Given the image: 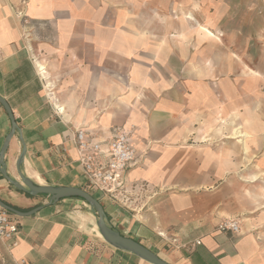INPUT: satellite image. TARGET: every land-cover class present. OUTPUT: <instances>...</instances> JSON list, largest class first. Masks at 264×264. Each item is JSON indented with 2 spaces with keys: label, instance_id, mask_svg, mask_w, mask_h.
I'll list each match as a JSON object with an SVG mask.
<instances>
[{
  "label": "crops",
  "instance_id": "0c3cea01",
  "mask_svg": "<svg viewBox=\"0 0 264 264\" xmlns=\"http://www.w3.org/2000/svg\"><path fill=\"white\" fill-rule=\"evenodd\" d=\"M0 53L11 179L24 147L25 177L99 192L106 223L170 264H264V0H0ZM10 129L0 103V150ZM78 129L102 144L130 130L121 200L88 187ZM0 200L38 207L9 211L0 264H153L99 235L82 199L0 173Z\"/></svg>",
  "mask_w": 264,
  "mask_h": 264
},
{
  "label": "built area",
  "instance_id": "2783aa9c",
  "mask_svg": "<svg viewBox=\"0 0 264 264\" xmlns=\"http://www.w3.org/2000/svg\"><path fill=\"white\" fill-rule=\"evenodd\" d=\"M129 134V129L120 131L102 144L101 141L89 140L83 129L76 131L78 160L90 190H101L114 200H121L117 194L124 188L127 171L136 161V151ZM217 230L237 233L239 226L234 219H224L217 225ZM18 232L19 224L10 212L0 205V241L8 247L15 246ZM18 264L28 263L22 258Z\"/></svg>",
  "mask_w": 264,
  "mask_h": 264
},
{
  "label": "water",
  "instance_id": "95a60500",
  "mask_svg": "<svg viewBox=\"0 0 264 264\" xmlns=\"http://www.w3.org/2000/svg\"><path fill=\"white\" fill-rule=\"evenodd\" d=\"M0 103L6 110L10 122H11V129L8 135L5 138V141L3 143V146L0 150V173L4 177V179L13 185L15 188L28 192L32 195L36 194H47L50 197V202H56L61 198L65 197H80L82 198L88 206L93 210L94 215L97 218V226L98 229L103 236V238L112 246H115L117 248H121L124 250L131 251L135 253L136 255L140 256L141 258L145 259L146 261H149L153 264H170L167 261L161 259L159 256H157L154 252H152L150 249L145 247L144 245L138 243L132 238L126 237L122 234H120L118 231L112 229L107 223H106V217L105 212L102 204L98 201L97 198H95L92 194H90L88 191L79 188V187H73V186H49V185H36L34 184L29 178L25 177L23 173L20 170V164L22 162V159L25 154V148L23 147L20 155L18 156L16 160V170L18 173V176L20 178V181L11 179L10 176L6 173V165L4 161V155L8 148L10 139L12 138L14 132L18 128L14 119V116L12 114V111L8 105V103L0 96ZM0 205L7 209L8 211L19 215V216H28L32 213L36 212L38 210V207H35L29 211H20L9 204L3 202L0 200Z\"/></svg>",
  "mask_w": 264,
  "mask_h": 264
},
{
  "label": "rangeland",
  "instance_id": "374dc122",
  "mask_svg": "<svg viewBox=\"0 0 264 264\" xmlns=\"http://www.w3.org/2000/svg\"><path fill=\"white\" fill-rule=\"evenodd\" d=\"M246 55H247V57H248L249 59H251L252 57H254V56H253V53H250V52L246 53ZM256 70H258L260 73H261V71H262L261 74L264 75V68H259V69H256ZM96 193H99V192L93 191L92 194L95 195Z\"/></svg>",
  "mask_w": 264,
  "mask_h": 264
},
{
  "label": "bare ground",
  "instance_id": "6f19581e",
  "mask_svg": "<svg viewBox=\"0 0 264 264\" xmlns=\"http://www.w3.org/2000/svg\"><path fill=\"white\" fill-rule=\"evenodd\" d=\"M205 28V27H204ZM207 31V30H206ZM39 65V70L41 71V72H44V66L42 65V64H38ZM46 72V71H45ZM46 79V78H45ZM48 85H51V83L49 82L48 83ZM61 110V109H60ZM238 133H240L239 131H238ZM244 133V132H243ZM243 133H240L241 135H245V134H243ZM99 235H101V233L100 232H97Z\"/></svg>",
  "mask_w": 264,
  "mask_h": 264
},
{
  "label": "trees",
  "instance_id": "16d2710c",
  "mask_svg": "<svg viewBox=\"0 0 264 264\" xmlns=\"http://www.w3.org/2000/svg\"><path fill=\"white\" fill-rule=\"evenodd\" d=\"M77 198H79V199H82V198H80V197H77ZM83 200V199H82ZM84 201V200H83Z\"/></svg>",
  "mask_w": 264,
  "mask_h": 264
}]
</instances>
